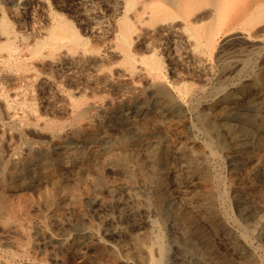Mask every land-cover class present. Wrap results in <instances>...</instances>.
<instances>
[{
  "label": "rangeland",
  "instance_id": "374dc122",
  "mask_svg": "<svg viewBox=\"0 0 264 264\" xmlns=\"http://www.w3.org/2000/svg\"><path fill=\"white\" fill-rule=\"evenodd\" d=\"M18 1L17 0H0V2H1L0 6L5 8L6 17L8 19H10L12 21V23H14L13 25L17 26L16 27L17 30L24 31V30H26L28 24L30 23V20H29V16H28L29 13L27 12L26 9L24 10L22 8L25 7V6H28L29 8H31V5L35 6V2H33V1L32 2H28L27 0H24V1L23 0H18ZM46 1L49 2V5L51 6V8L53 10L55 9V11H57V12H63L69 19H72V21H75V20L78 19L76 21V23L79 24V27L81 29H83V30H84V28H86V31H89L88 24L87 23L85 24V22L81 23L79 21V17H78L79 14L76 13L73 5H70L67 2L63 1V0H46ZM5 2H6V4H5ZM54 2H55V4H54ZM64 2H65V5H63ZM12 8L14 9V12H12L13 11ZM56 8H58V9H56ZM102 8L101 7H97V12H98L99 9H100L99 11L105 10L103 6H102ZM8 11L12 12V13H8ZM37 11L39 12V9ZM18 13H20L21 15H19ZM98 13H100V12H98ZM40 15L41 16L43 15V16L41 17ZM40 15L37 16V19L39 20L38 22H40V23H38L39 24L38 27H40L44 23V21H43L44 20V14L41 13ZM22 17H23V19H22ZM16 18H17V20H16ZM27 20H29V22ZM258 23L256 24V27H255L254 31L257 28V32L258 33L264 32L263 30H261L262 32H260V30H259L260 27L262 25H264L263 21L262 22L260 21L261 24L259 23L261 26ZM22 25L23 26L25 25V26L23 27ZM18 27H21V28H18ZM36 27H37V25H36ZM106 27L108 28V26H106ZM144 29L146 30V28H144ZM144 29H141L140 32H142V35H144V33H145V35L141 36L138 40H136L137 48L139 49V50L137 49V51H138L137 53L138 54L146 52V51L145 52L143 51V48L145 50V47H144V44H143L144 42H142L143 37H147V36L150 37V36L153 35V33L152 34H149V33L147 34V32ZM142 30L144 31V33H143ZM236 30L234 29V30L230 31L231 33H228V35L237 33ZM100 31H102V32H100ZM100 31H94V33L92 31V36L93 37L91 36V34H89V39L92 42V43L90 42L91 44H94L95 42L96 43L94 45L98 44V42L101 43V44H98L99 46L102 45V43H104V42H105L104 44H106V45L103 44V46H100V48L96 45L100 49L99 50L100 51L99 55L102 57V59H100V60L98 59V60H95V61H88V60H84L83 59L84 60L83 61L82 59L78 58L79 56H77V55H80V52L79 53L78 52L77 53L74 52L72 54L65 55V54H63V51H59V53H56L55 55H53L54 60H53V57H51L49 55H47V56L46 55H40V56H36V57L35 56H33V57L31 56V59L29 58L28 60H31L32 62L28 61V66H27L26 70L24 71V73L22 72V74H24V76H23L21 74V72H19V74H17L16 72H18V71L14 72L13 70H11L12 73H11V71L8 73L6 71V68H5L6 66L4 65V62H3V60H4L3 58L4 57H0V59L2 60V64H1V60H0V77H1L0 78V88L2 86L4 87V88L2 87V89H0V94L7 90L6 93H3V95L1 94V96H0V103H1L0 105L2 106V107L0 106V108H1L0 109V122H1L0 123V129L2 128L1 129L2 132L0 130V135L1 134L3 135V137H2V135L0 136V156H1L0 157V264H30V263L31 264H96V263L97 264H134V263L135 264H150L149 263V256L147 255L148 246L149 247L151 246L150 250H151V255L153 256V258H157L158 257V254H157V252H158L157 251V245L158 244H161L163 246V248L165 249V252H166L165 255L159 261L158 264H165V263H167V264H175V263L176 264H178V263L179 264H213L214 262L219 261V260L221 262H223L224 264L225 263L226 264H242V263L243 264H264V235L262 234V231L264 229V223L261 224L259 222H256V220L259 217L263 218L262 221H264V212L261 209H259V207H258V205H264V175L251 177L248 174L250 165L249 164H244V163H237V160L235 158H230L227 155V151L224 152L226 149L223 148L221 146V144L218 143V141L216 139H214L213 143H212V149L214 151H216V152H214L215 155L214 154L212 155L211 154L212 152L209 149V147H207V146H205L203 144V142H204L203 140H204L205 136H204V134L202 132H200L201 130L199 131L200 125H199V122H198V120L196 118L197 115H198V112H201V111L207 113L210 116L213 115V113L215 112V109L217 110L218 108H220L221 105L224 104V102H221V98L223 97V94H224V92L226 90L227 91H229V90L235 91L236 89H239L241 86H244L243 89L246 90V93H249L250 89H252V85L253 84L261 85L264 88V67H263L264 66V51H263L264 50V41H261L260 43L254 45V44H250L249 41H246V40L244 41L243 39H239V40H234L231 43L232 45L230 43H227V44L225 43L224 44L225 46H224L222 44V42L224 41V38H226V36L224 37L222 35H224L225 32H222V33L219 32L218 35H217L218 37L216 36V39H217L216 41H217L218 44L216 43L217 45L214 47V50H213V48L210 49L211 51L209 49H207L209 51V55L210 56L208 55L207 50H205V51L200 53L203 56V58H204V65H203V70L198 69L199 70L198 71L196 68L192 67V64L190 65L191 62L189 60L187 61V58H188L189 55L185 56L187 52H185L183 50V48L178 49V51H176L177 53H172V52H174V50L171 47H169L170 46V41L164 40L165 38L163 36H161V35L159 36L158 35L157 39H155L154 42L156 44L155 50L158 52V55L162 58V60H164L163 61L164 65L162 67V77H163V74H164L163 78L164 79L166 78L165 80L166 81L168 80V82H171L173 80L179 82V80L181 79L180 83H182V82H184L186 80L185 82L192 83L194 85V89L197 90V91L195 90L196 92L194 91L193 95H191V96L190 95L183 96L182 97V101H180V103H179L180 105L176 104L174 106L175 110L174 109H169V110H165V111H162V112H158V111H155V109L153 108L154 105L157 103L156 96L154 95V92L152 91L153 87L150 84H146L147 83V80H146L147 76H145V74L142 73L143 69H142L141 63L139 61H137L136 65L137 66L139 65V66L136 67V69H133V71L135 70L134 71L135 73L131 72V74H130V73L127 72L128 75H126L125 67H127V66L124 65L125 63H124L123 59H121L122 58L121 54L117 50H115L112 53L107 52V48L108 47H110V46L114 47V45H113L114 39L112 37V32L111 33H110V31L106 32L105 29L100 30ZM96 32H97V35H96ZM87 33H91V32L89 31ZM106 33H108V34H106ZM187 37H188V35L184 34V37H183L181 43L183 42V40H184V42H186L185 38H187ZM261 37H262V40H264V38H263L264 34L261 35ZM94 39H95V41H94ZM109 40L112 41V42H110ZM138 41H139V44H138ZM163 41L164 42L166 41L165 43H167L169 45L164 44ZM235 41L236 42L240 41L241 43L240 42L236 43ZM246 42H247V44H246ZM107 44H108V46H107ZM162 44H163V46H162ZM165 45H166V47L167 46L168 47L166 48ZM104 46H106V47H104ZM229 46H230V48H229ZM252 46H254V47H252ZM140 47L141 48L143 47V48L141 49ZM160 47L162 49H160ZM236 47H237V49H236ZM117 48L118 47L115 46V49H117ZM216 48L218 49V51H217ZM221 48H223L222 51L219 50ZM103 49L106 50V51H104ZM240 49L241 50L243 49V51H241ZM245 49H248L249 51L248 50L246 51ZM227 50H231V51L229 52ZM251 50H252L253 53L251 52ZM254 50H257V52L254 51ZM259 50H260V52H259ZM102 51H104L105 53L102 52ZM139 51H141V52H139ZM227 52H229V53H227ZM258 52H259V54H258ZM107 53H109V54H107ZM235 53L237 54V57H235L236 56ZM246 53H248V54L251 53V54L247 55ZM59 54H61V55H59ZM71 55H73L74 57L71 56ZM118 55H120L119 56L120 59L118 58ZM66 56H67V58H66ZM106 56H108V57H106ZM218 56H219V58H218ZM173 57H175V58H173ZM230 57H232V58H230ZM239 57H240L241 60L239 59ZM242 57L243 58L248 57L249 61H250L249 65L245 66L243 68V70L242 69L238 70V72H240V74L242 73L244 75V76L242 75V78L243 77L244 78L241 79L239 77V79H238L237 77H235L233 79V77H232L231 80L226 79L223 82V79H222L223 76L221 74L222 72H220L221 71L220 69H222V65L224 64L223 66L231 67L232 64L230 66H229V64L234 62L235 61L234 59H236V61H238V62H241L243 60ZM211 58H212V60H211ZM34 59H36V60H34ZM37 59H39V60H37ZM33 60H34V62L36 64L33 63ZM48 61L49 62L53 61V62L49 63ZM111 61H112V63H111ZM224 61H226V62H224ZM85 62L86 63L88 62L87 64H89V65H87ZM182 62H183V64H182ZM31 64L32 65L35 64V65L32 67ZM40 64H42V66ZM45 64H47V65H45ZM122 64L124 66H122ZM94 65H96V66L93 67ZM187 65H188V68L186 67ZM45 66H47V67L49 66L51 68H49V67L47 68ZM40 67H42V68H40ZM52 67H53V69H52ZM116 67H117L118 71L116 70ZM239 67H241V64L236 66L235 69L232 70V72H231V70L227 71L228 68H226L223 71H225L226 74H229L230 76H232V75H235L236 69L239 68ZM251 67H253V68H251ZM31 68H33L34 70L37 69V72L34 71ZM64 68L66 69V71L64 70ZM120 68H123L125 71L123 69L119 70ZM192 68L195 69V70H193ZM49 69H51L52 71L51 70L49 71ZM139 69H141V70H139ZM40 70H41V72H40ZM54 70H56V71H54ZM106 70H107V73H105ZM108 70H110V71L112 70L111 73L114 74V75L112 76V74L110 72H108ZM213 70H215V72H213ZM76 71H77V73H74ZM99 71H100V73H99ZM172 71L173 72L177 71V73H173ZM181 71H184V72H181ZM200 71L202 73H200ZM218 71L220 73H218ZM116 73H118V74H116ZM119 73L121 75H119ZM15 74L18 76V78H16V79H15V76H16ZM27 74L29 76H27ZM70 74H73V75H70ZM99 74H101L103 76V78L100 77L101 75H99ZM179 74H180V76H179ZM256 74H258V75H256ZM13 75H15L14 79H12ZM25 75L27 76L28 79L25 77ZM37 75H38L39 78L37 77ZM45 75H47V77ZM82 75H84V76H82ZM136 75L139 78L136 77ZM142 75H143V77H142ZM10 76H11V78H10ZM32 76L33 77L35 76V77L33 78ZM130 76H131L132 79L130 78ZM134 76L136 78H134ZM23 77L26 78V80ZM53 77H55V78H53ZM108 77H111V78H108ZM119 77H120V79H119ZM126 77H127L128 80L126 79ZM133 78H134V80H133ZM172 78H173V80H172ZM6 79L8 81L11 80L12 84H11V82L7 83L8 81L6 82ZM38 79H40V80H38ZM88 80L90 82H88ZM115 80L116 81L118 80V81L116 82ZM235 80H237V81H235ZM246 80H247V83H246ZM19 81H21V82L19 83ZM107 81H109V82H107ZM4 82H5L6 86H4L5 85ZM59 82H61L62 84L59 83ZM120 82H122V83H120ZM13 83H15V85ZM74 83H75V85H74ZM143 83H145V84H143ZM141 84H142V86H141ZM18 85L21 86V89H20V87ZM22 85L24 86V88H23ZM132 85L134 87H130ZM135 85H137V86H135ZM9 86L12 88V90H11V88ZM57 86H59V88ZM101 86H102V88H101ZM79 87H80V89L83 88V94H82V92H80L82 90L75 91V90L79 89ZM235 87H236V89H235ZM55 88H57V89H55ZM85 88H86V91H85ZM127 88H130L132 90L127 89ZM197 88H201L202 91L200 89H197ZM26 89H29V90L26 91ZM50 89H51V92H50ZM220 89L221 90L223 89V90L221 91ZM64 90H66L67 92L66 91L64 92ZM70 90L72 92H70ZM136 90L139 91V92H137ZM208 90H209V93L207 92ZM15 91H17V92H15ZM93 91L94 92L97 91L96 94H94V93L91 94L90 93V92H93ZM103 91H104V94H103ZM210 91H212V92H210ZM58 92H59V94H58ZM86 92L91 94V96L86 94ZM107 92H108L109 95L107 94ZM135 92H136V96H135ZM175 92H176L175 90H172V92L170 91V95L174 96L176 94ZM204 92H206V94ZM68 93L69 94L71 93L70 97L72 96L73 98H76V99L82 98L83 96H85V97H83L85 102H83L84 104L82 103L83 105L82 104L80 105L81 108L84 107L85 105H88V104L91 105L92 104L90 106V109L88 108L83 113L84 117H83V115L79 119H78V117L75 118L76 116L74 118L72 117V115L74 116L73 113L76 110H79L80 106H79L78 109H76V106H75V103L73 101V98L68 99L69 98V96H68L69 94ZM118 93H121V94L118 95ZM140 93H142V94L140 95ZM202 93L204 95H202ZM207 93H208V95H207ZM6 94H7L6 98L8 99V101L10 100L9 102L5 100V96L4 95H6ZM14 94H16L18 96H13ZM22 94L24 95L23 97H22ZM101 94H102V96H101ZM105 94H107L108 96L106 95L107 97H105ZM213 94H215V95L213 96ZM9 95H11V97ZM25 95L29 96L30 98H28V97L26 98ZM94 95H97L96 98H95ZM31 96H32V98H31ZM51 96H53V97H51ZM66 96H68V97H66ZM98 96L99 97L101 96V97L99 98ZM218 96H219V98H218ZM104 97H105V99H104ZM120 97H123V98H121V100H120ZM190 97H192V98L194 97V99H192V98L190 99ZM107 98H109L111 100H109ZM97 99L100 100V101L97 102L96 101ZM22 100H23V103H22ZM154 100H156V101H154ZM205 100H206V102H205ZM66 101H67V103H66ZM88 101H90L91 103L88 102ZM105 101L106 102L108 101L109 104H108V102L105 103ZM184 101H186L185 102L186 104L184 103ZM198 101H199V103H198ZM110 102H112L113 104L112 103L110 104ZM2 103L4 104V106H3ZM19 103H21V104H19ZM25 103H26V105H25ZM34 103L36 104V106H35ZM8 104H10V105H8ZM67 104H68V106H67ZM73 104H74V107H73ZM106 104H108V105H106ZM149 105H151V106H149ZM7 106H9V110L10 111L8 110ZM109 107H111V108H109ZM30 108H31V110H30ZM50 108H51V110H50ZM59 108H60V110H59ZM115 108H117V109H115ZM5 109H6V112H5ZM15 109H17V110L15 111ZM27 109H29V110H27ZM65 109H66V111H65ZM91 109H92V111H91ZM93 109H94V111H93ZM96 109H97V111H96ZM98 109H100V110H98ZM138 109H140V110H138ZM183 110L186 111V113ZM11 111H14L13 112V113H15V115L13 114L14 116L11 115V114H6V113H10ZM25 111H28V113L26 112V114H28L30 116L32 115V113L34 115L35 112H36V114H35V116L28 117V115L25 114ZM60 111H61V113H60ZM89 111H91V112L89 113ZM211 111H212V114H211ZM21 112H23V113H21ZM64 112H66V113H64ZM71 112H72V114H71ZM86 112H88L89 114L86 113ZM120 113H121V115H120ZM63 114H64V116H63ZM129 114L132 116V118H131V116ZM8 115L10 116L9 117L10 119L8 118ZM37 115H39V116H37ZM54 115H55V117H54ZM58 116H60V118H58ZM61 116L64 118L63 121H62V125L65 124L64 125L65 130L69 131V134L71 136H73V139H75L76 142L74 140L72 141L71 139L65 138V139L61 140L62 146H60L59 148L58 147H56V148L51 147L53 149H51V151L49 150L50 153L48 155L46 154L47 156L46 155H44V156H39V155L36 156L35 155L32 158V160L30 161V163L28 165H26L24 162H25L26 157L28 155L29 148L40 147V146L49 147V145H48L49 143L51 145L50 137H49V134H48L49 131H48V128L44 126V122L43 121L44 120H48V121H53L54 120L55 122L58 121L59 123H61V120H62ZM89 116H91L92 118L91 117L88 118ZM156 117L158 119H156ZM173 117H175V118H173ZM181 117H183V118H181ZM13 118L15 120H12ZM30 118H31L32 121L30 120ZM40 118H41V120H40ZM3 119H5V120L3 121ZM35 119L40 120V121L36 120V122L38 121L37 122L38 124L34 121ZM143 119L145 121H143ZM162 119H163L164 122H162ZM169 119H170V121H169ZM175 119H179V120H175ZM18 120H21V121L19 122ZM75 120H77L78 122L76 123ZM97 120H98V122H96ZM189 120H190V122H189ZM16 121H18V122H16ZM71 121H72V123H71ZM115 121H117V125L114 123ZM173 121L174 122L176 121V122L174 123ZM21 122H23V123H21ZM31 122H33L34 125ZM135 122H137V123H135ZM40 123H42V124H40ZM99 123H101V124H99ZM161 123L163 124V126H162ZM191 123L195 125V127L193 126L194 128L191 127V125H190ZM81 124H82V126H81ZM90 124L92 125V127H91ZM15 125H17V126L15 127ZM94 125L95 126L97 125V126L95 127ZM19 126H21L20 128H21L22 131L20 130ZM178 126H179V128H176ZM114 127H116V128H114ZM133 127H134V129H133ZM147 127H148V129H147ZM164 127H165V129H164ZM173 127L176 129L175 132H174L175 129ZM71 128H72V130H71ZM16 129H18V130H16ZM82 129H84L85 131L86 130L90 131L91 129H95L98 132H101L103 130L104 132H106L107 138H105L101 142L98 141L96 143L95 142H90L89 143V141H85V139L83 138V137H85V131L82 130ZM115 129H116V131H115ZM148 130H150V131H148ZM110 131H112V132H110ZM132 131L134 133H132ZM151 131H154V132H151ZM139 132H140V134H139ZM149 132L153 133V134H150ZM156 132H157V134H155ZM142 133H145L147 135H145V134L142 135ZM46 134H48V135H46ZM82 134H84V135H82ZM115 134H117V135H115ZM136 135H138V136L136 137ZM139 135H141L142 137H140ZM148 135H150V136H148ZM115 136L118 139H115ZM108 137H110V138L112 137L111 138L112 140L110 138H108ZM147 137H149V138H147ZM146 138H147V141L145 140ZM80 139L81 140L83 139V140L81 141ZM134 139H136V140L134 141ZM149 139H151V140H149ZM163 139H165V140H163ZM178 139H180V140L182 139L183 141L187 142L188 145H189V149L190 150H192L194 152H197L199 154L202 153L200 156L203 157L202 158L203 159V164H205V168H206V170L208 172L207 179L200 178V175L197 172H195V171H194L195 173L192 172L191 176H189L190 174L186 175L185 172L180 169V167H181L180 166V162L177 161L175 158L171 159V153L172 152L168 149V145H170L171 143H174ZM23 140H24V144L22 143ZM116 140H118V141H116ZM129 140H131V141L129 142ZM123 141H124V143H123ZM26 142H27V144H26ZM31 142H33V144ZM38 142H41V145ZM82 142H83V144H82ZM215 142H216V144H215ZM203 145L205 146V149H204ZM8 146H10V147H8ZM102 148H104V149H102ZM22 149H25V150L22 151ZM108 149H110V150H108ZM114 149H116V150H114ZM86 150H87V152H85ZM147 150H148V152H147ZM253 150L254 151L258 150L259 151V148H256V149L254 148ZM16 151L19 152V155L17 154ZM103 151H105V153ZM166 151H167V154L169 155V158L167 159L166 166L163 168V171L161 173H163V177H164V180H165V182L167 184L166 186H167L168 190H170V192L172 193V195H173V197L175 199L174 204L175 205L179 204L180 211L182 213L190 214L192 216L194 222L198 225V227L200 226L199 227L200 230L206 236L208 241L201 244V249L205 253L206 258H203V259L199 258L198 255H197V252H195L194 250L189 249L185 245L184 240H183V238L181 236V230H180L181 221L179 222L177 220H174V219H172V217H169L168 215L157 214V213L153 212V210L146 208L144 200L146 198L153 199L154 196H153V193L146 191V189L139 183L140 173H139V171L137 169V164L139 162H142V163L148 162V160L153 159V157H155L158 153H161V152L164 153ZM142 152H143V154H142ZM1 153H2V155L3 154H5V155L2 156ZM12 153L13 154L16 153L14 157H13ZM83 153L87 154V155H84ZM110 153H111V155L120 156L123 159V165L126 167V171H122L121 169H118L116 167L114 168V167H112L111 163H107V162H105L99 168V171H96V169L92 168L91 165L93 164V162H96V161H99L101 159H104V156L106 154H110ZM20 154H21V156H20ZM10 155H11V157H10ZM61 156H62V158H61ZM10 158H11V160H10ZM35 158L37 160H35ZM77 160L80 161V162H78ZM67 161H69V162H67ZM206 161H208V163ZM210 163H212V164H210ZM107 164L110 165V166H108ZM148 166L151 168L150 169L148 167L149 168L148 169V173H150L149 175H151V174L155 175V176L160 175V170H158V169H155V170L153 169L152 170V167L150 165H148ZM108 167L110 168L111 171L109 170ZM67 170H69V171L67 172ZM60 171H63V172H60ZM238 171H240L241 173L239 174ZM74 172L76 174L78 173L77 174L78 176H76V174ZM85 172H86V174H85ZM172 172H174V173H172ZM68 173H70L72 175H70ZM222 173H224V175ZM5 174H7V176ZM170 174H172V175H170ZM168 175H170V176H168ZM45 176H46V178H45ZM69 176H70V178H69ZM224 176H225V179H224ZM30 177H32V178H30ZM85 177H86V181L87 182L85 181ZM94 177H99V180H98V182L96 184H92L91 183V179H93ZM106 177H107V179H106ZM5 178H6V180H5ZM169 178H171V179H169ZM105 179L106 180L110 179V180H108V182H107ZM237 179H238V181H236ZM36 180L39 181V182L37 183ZM115 180H117L118 182L115 183L116 182ZM119 180H122V181L119 182ZM53 181H54V183H53ZM134 181L136 183H134ZM167 181H169V182H167ZM222 181L224 182L225 185L223 184ZM234 182H239V183L241 182L240 186L245 191H248L253 198L252 199L251 198H246V199H243V200L236 199L234 197V193H233ZM81 183H82V185H81ZM112 183H114V184H112ZM134 184H136V185H134ZM173 184H175V185H173ZM200 186H203V187H200ZM213 186L215 187V189L213 188ZM257 186L260 189L257 188ZM171 187H173V189H171ZM209 187L214 190V196H215L214 201H215L216 208L218 209L217 218L214 219V222H210L211 219H208L205 216H202L201 212L198 211L197 208H196L195 193H198L199 191H203V190H205L206 188H209ZM139 188H142V189H139ZM223 188H224V190L226 192L223 190ZM63 190H64V192H62ZM107 190H108V192H107ZM188 190H190V191H188ZM250 190H252V191H250ZM180 191H181V193H182V191H184V192L181 194ZM161 192H163V190H161ZM173 192H174V194H173ZM185 192L187 193V195H186ZM192 192H194V193H192ZM39 193H40V195H39ZM104 194H106V196ZM216 194H217V196H216ZM189 195H190V197H189ZM90 196H95V197H97V199L95 201H90L89 200ZM47 197H49V200H46ZM262 198H263V201H262ZM185 199H186V201L188 203L185 201ZM260 200H261V202H260ZM218 202H219V204H218ZM249 202H253V203H249ZM82 203L85 205V207H84V205ZM225 203H227V204H225ZM241 203H242V205H241ZM16 204L20 208L17 209ZM118 204H119V206H118ZM185 204H187V205H185ZM49 206H51V207H49ZM122 207H124V208H122ZM229 207H232V208H229ZM250 207H252L253 209L250 208ZM242 208H244V209H242ZM232 209H233L234 212L232 211ZM89 210H91V211H89ZM6 212H8V213H6ZM21 213H23L24 216ZM257 213H258V215H255ZM250 214L252 216H249ZM128 215H130V216H128ZM196 215H198V216H196ZM229 215L231 217H229ZM18 216L20 218H18ZM148 216H149V218H148ZM201 217H203V218H201ZM24 218H26V219H24ZM27 218H29V219H27ZM93 218H94V220H93ZM23 219L26 221L25 223H24ZM225 219H226V221H225ZM27 220H29V221H27ZM107 220H108V222H110V224L107 223ZM172 220H174V221L172 222ZM197 220L200 221V222H197ZM230 220H231V223H230ZM238 220H239V223H238ZM250 220L252 222H254V223L250 222ZM26 223H28L30 226L28 224H26ZM235 223H236V225H235ZM25 224L28 227L27 226L25 227ZM97 224H98V226H97ZM8 225H11V226H8ZM19 225L22 227V229H21V227ZM150 225H151V229H150ZM173 225H174V227H173ZM134 226H135V228H134ZM251 226H254V227H251ZM34 227H36V229ZM88 227H90V228H88ZM19 230L21 232H19ZM16 232L20 233V234H17ZM37 233H39V234H37ZM223 233H224V236H222ZM23 234L25 236H23ZM70 234H71V236H70ZM171 234L174 237H172ZM246 234L249 235V236L247 235L249 238L246 236ZM114 235L117 236V237H115ZM240 236L242 237V239H241ZM55 237H57V238H55ZM179 237H180V239H179ZM193 237H194L195 241H199V237H198L197 234H193ZM52 238H53V240H52ZM122 238H124V239H122ZM135 238H140L141 246H136L134 244L133 240ZM243 239H244V241H243ZM171 240H172V242H170ZM174 240H175V242H174ZM231 240H234V241H236L238 243V247L237 248H235L234 245L232 244V242H230ZM180 241H182V242H180ZM241 241H242V243H241ZM85 242L87 244H85ZM90 243H91V245H90ZM104 244L106 246H104ZM128 244H129V246H128ZM172 244H173V246H172ZM175 244H176V246H175ZM35 246H37V247H35ZM131 248L133 249V251H132ZM107 249H108V251H107ZM153 249H154V251H153ZM22 250L24 251V253L22 252ZM98 250L100 251V254H99ZM20 251H21V253H20ZM94 251L97 254H94ZM32 252H33V254H32ZM85 252H87V253H85ZM88 253H90V254H88ZM119 253H120V255H119ZM82 254H84V255H82ZM13 255H14V257H13ZM22 255H23V257H21ZM116 255H117V257H116ZM8 256H9V258H8ZM17 256L18 257L20 256V257L18 258ZM86 256H87V259H86ZM92 256H94L95 258L97 257L98 260L95 259ZM133 256H134V258H133ZM136 256H137V258H136ZM187 257H188V259H187ZM239 257H241L242 260H240L241 258H239ZM27 258H28L29 261L27 260ZM224 259H226L225 262H224ZM227 260H230L231 262L227 261Z\"/></svg>",
  "mask_w": 264,
  "mask_h": 264
},
{
  "label": "bare ground",
  "instance_id": "6f19581e",
  "mask_svg": "<svg viewBox=\"0 0 264 264\" xmlns=\"http://www.w3.org/2000/svg\"><path fill=\"white\" fill-rule=\"evenodd\" d=\"M18 1V0H17ZM24 1V0H23ZM22 1V2H23ZM28 2H35V6H32L31 5V8H29L28 6H25L23 7L22 9H26L27 12L29 13V20H30V23L28 24L26 30L24 31H20V30H17V26L13 25L14 23H12V21L10 19H8L5 15V8L0 6V57H4L3 59V62H4V65L6 66V71L9 73L11 70H13L14 72L15 71H18L16 72L17 74H19V72H22L24 73V71L26 70L27 66H28V61H31V60H28L29 58L31 59V56H40V55H49L51 57H53V55H55L56 53H59V51H63V54L65 55H69V54H72V53H79L80 52V55H77L79 56L78 58L79 59H84V60H88V61H95V60H100L102 59V57L99 55V48L100 46H103V44L105 43H102V45H98V44H101L99 43L98 41V44L94 45V44H91L92 42L90 41L89 39V34H91L92 36V31L94 33V31H100V30H103L105 29V31H110V33L112 32V37L114 39V47H108L107 48V52H114L115 50H117L122 58L123 61H124V65H126L127 67H125V70H126V75H128V73L131 74L132 73H135L133 71V69H136V67H138L136 65L137 61H139L141 63V66H142V69H143V72L145 74V76H147V83L146 84H150L152 87H153V92H154V95L156 96V99H157V103L154 105V109L155 111H158V112H162V111H165V110H169V109H174L175 105L179 104L180 101H182V97L185 96V95H193L194 91L196 89H194V85L192 83H189V82H182L180 83L181 79L179 80V82L177 81H174L173 78L171 82H168V80L166 81L163 77H164V74H163V77H162V67H163V61L162 58L158 55V52L155 50L156 48V44L154 42L155 39H157L158 35L160 36H163L165 39L164 40H167V41H170V46L174 52L172 53H177L176 51H178V49L180 48H183V50L186 53L185 56H188L187 58V61L189 60L191 63L190 65L192 64V67L193 68H196L197 70L200 69V70H203V65H204V58L203 56L200 54L201 52L207 50V49H212L214 50V47L218 44L217 43V39H216V36L218 35V33H222V32H225L224 35L222 36H226V38H224V41L222 42V44L224 45L225 43H232L234 40H239V39H243L244 41H249L250 44H258L260 43L261 41H264L262 40V37L261 35L264 34V32H262L261 30L264 31V25H260V21L264 23V0H63L65 2H67L68 4L70 5H73L75 11L77 14H79V21L82 23V22H85V24L87 23L88 24V29L91 33H87L89 31H86V28L81 29L79 27V24L76 23V21L78 20H75V21H72V19H69L63 12H57L55 11V9L53 10L51 8V6L49 5V2L46 1V0H27ZM2 2V1H1ZM0 2V3H1ZM10 2V1H9ZM19 2V1H18ZM44 2V3H43ZM61 2V1H60ZM65 2L63 5H65ZM4 3V2H3ZM53 3V2H52ZM57 3V2H56ZM6 4V2H5ZM55 4V2H54ZM2 5V4H1ZM4 5V4H3ZM19 5V4H18ZM23 5V4H22ZM6 6V5H5ZM13 6V5H12ZM15 6V5H14ZM54 6V5H53ZM69 6V5H68ZM102 6L104 7L105 10L103 11H99L100 13L97 12V7H101ZM60 7V6H59ZM65 7V6H64ZM8 8V7H7ZM29 8V9H28ZM13 9V8H12ZM39 9V12L37 11ZM58 9V8H56ZM72 9V8H71ZM103 9V8H102ZM18 10V9H17ZM63 10V9H62ZM16 11V10H15ZM14 12V9L13 11ZM12 12H9L8 13H12ZM19 12V11H18ZM7 13V12H6ZM25 13V12H24ZM41 13L44 14V23L43 25H41L40 27L38 23L39 20L37 19V16L40 15ZM72 13V12H71ZM74 13V12H73ZM16 14V13H15ZM19 15H21L20 13H18ZM17 14V15H18ZM12 15V14H11ZM16 15V16H17ZM27 15V14H26ZM41 16V15H40ZM43 16V15H42ZM41 16V17H42ZM70 16V15H69ZM72 16V15H71ZM21 17V16H20ZM27 18V17H26ZM39 18V17H38ZM19 19V18H18ZM23 19V17H22ZM76 19V18H75ZM17 20V18H16ZM29 20H27L29 22ZM20 21V20H19ZM21 22V21H20ZM79 22V23H80ZM260 24H259V23ZM27 23V22H26ZM80 23V24H81ZM259 24L261 27H260V32L262 33H258L257 32V28L256 30L254 31L255 27H256V24ZM18 24V23H17ZM16 24V25H17ZM109 24V25H108ZM20 25V24H19ZM27 25V24H26ZM37 25V27H36ZM21 26V25H20ZM23 26V25H22ZM25 26V25H24ZM23 26V27H24ZM108 26V28L106 27ZM86 27V26H85ZM18 28H21V27H18ZM83 28V27H82ZM146 28V30L144 29ZM141 29H144L147 34H152L153 33V37L150 36V37H143V40L142 42H144V47H145V50L143 48V51L145 53H137V43H136V40H138L141 36H144L142 35V32ZM236 30L237 33L235 34H229L228 33H231L230 31L232 30ZM258 30V31H259ZM102 32V31H100ZM105 33V32H104ZM103 33V34H104ZM99 34V33H98ZM108 34V33H106ZM146 34V35H147ZM184 34H187L188 37L185 38L186 42H183L185 43H181L183 37H184ZM96 35H97V32H96ZM101 35V34H100ZM105 35V34H104ZM221 36V37H222ZM93 37V36H92ZM96 37V36H95ZM100 37V36H99ZM98 37V38H99ZM108 37V36H107ZM186 37V36H185ZM218 37V36H217ZM101 38V37H100ZM264 38V37H263ZM109 39V38H108ZM163 39V38H162ZM102 40V39H101ZM141 40V39H140ZM139 40V41H140ZM95 41V39H94ZM93 41V42H94ZM110 41V40H109ZM139 41H138V44H139ZM162 41V40H161ZM160 41V42H161ZM221 41V40H220ZM242 41V40H241ZM91 42V43H90ZM112 42V41H110ZM164 42V41H163ZM166 42V41H165ZM166 45H169L167 43H165ZM236 42V41H235ZM240 42V41H238ZM236 42V43H238ZM107 43V42H106ZM217 43V44H216ZM241 43V42H240ZM239 43V44H240ZM244 43V42H243ZM221 44V43H220ZM221 44V45H222ZM247 44V42H246ZM106 45V44H104ZM110 45V44H109ZM165 45V47H166ZM220 45V46H221ZM232 45V44H231ZM236 45V44H235ZM234 45V46H235ZM260 45V44H259ZM108 46V44H107ZM115 46L118 47L117 49H115ZM142 46V45H141ZM159 46V45H158ZM163 46V44H162ZM225 46V45H224ZM227 46V45H226ZM258 46V45H257ZM106 47V46H104ZM168 47V46H167ZM166 47V48H167ZM218 47V46H217ZM247 47V46H246ZM254 47V46H252ZM141 48V47H140ZM141 48V49H142ZM225 48V47H224ZM228 48V47H227ZM230 48V46H229ZM233 48V47H232ZM235 48V47H234ZM240 48V47H239ZM102 49V48H101ZM160 49H162L160 47ZM159 49V50H160ZM217 49V48H216ZM223 48L219 49L220 51H222ZM237 49V47H236ZM259 49V48H258ZM104 50V49H103ZM139 50V49H138ZM212 50V51H213ZM241 50V49H240ZM246 51L248 49H245ZM244 50V51H245ZM263 50V49H262ZM261 50V51H262ZM106 51V50H104ZM102 51V52H104ZM169 51V50H168ZM181 51V50H180ZM183 51V52H184ZM211 51V50H210ZM218 51V49H217ZM216 51V52H217ZM227 51H231V50H227ZM234 51V50H233ZM243 51V49L241 50ZM249 51V50H248ZM257 52V50H254ZM264 51V50H263ZM141 52V51H139ZM161 52V51H160ZM166 52V51H165ZM208 52V55H209V51L207 50ZM227 52V53H229ZM237 52V51H236ZM252 52V50H251ZM255 52V53H256ZM260 52V50H259ZM258 52V54H259ZM105 53V52H104ZM137 53V54H136ZM211 53V52H210ZM213 53V52H212ZM219 53V52H218ZM234 53V52H233ZM253 53V52H252ZM101 54V53H100ZM109 54V53H107ZM106 54V55H107ZM170 54V53H169ZM236 54V53H235ZM234 54V55H235ZM247 55H250L248 53H246ZM61 55V54H59ZM75 55V54H74ZM115 55V54H114ZM173 55V54H172ZM223 55V54H222ZM231 55V54H230ZM23 56V57H22ZM45 56V57H46ZM48 56V57H49ZM58 56V55H57ZM73 56V55H71ZM110 56V55H109ZM120 55H118V58H119ZM175 56V55H174ZM178 56V55H177ZM210 56V55H209ZM217 56V55H216ZM215 56V57H216ZM220 56V55H219ZM218 56V58H219ZM253 56V55H252ZM50 57V58H51ZM56 57V56H55ZM59 57V56H58ZM69 57V56H68ZM74 57V56H73ZM108 57V56H106ZM179 57V56H178ZM206 57V56H205ZM237 57V54L236 56ZM63 58V57H62ZM67 58V56H66ZM175 58V57H173ZM180 58V57H179ZM210 58V57H209ZM217 58V59H218ZM232 58V57H230ZM243 58V57H242ZM52 59V58H51ZM64 59V58H63ZM107 59V58H106ZM120 59V58H119ZM182 59V58H181ZM227 59V58H226ZM229 59V58H228ZM240 59V57H239ZM1 60V59H0ZM36 60V59H34ZM33 60V63H35ZM39 60V59H37ZM43 60V59H42ZM47 60V59H46ZM49 60V59H48ZM53 60H54V57H53ZM56 60V59H55ZM76 60V59H75ZM83 60V61H84ZM110 60V59H109ZM172 60V59H171ZM212 60V58H211ZM224 60V59H223ZM230 60V59H229ZM228 60V61H229ZM235 61L230 63L229 66L231 65V67H226V66H223L222 65V69H220L222 72V76H223V82L224 80L228 79V80H231V78L233 77V79L235 77H237L239 79V77L241 79L242 78V73L240 74V72H238L239 69H242L245 67V66H248L249 65V58L246 57V58H243V60L241 62H238L236 61V59H234ZM238 60V59H237ZM241 60V59H240ZM80 61V60H79ZM108 61V60H107ZM179 61V60H178ZM32 62V61H31ZM37 62V61H36ZM39 62V61H38ZM49 62V61H48ZM51 62V61H50ZM49 62V63H50ZM53 62V61H52ZM51 62V63H52ZM78 62V61H77ZM115 62V61H114ZM113 62V63H114ZM167 62V61H166ZM181 62V61H180ZM214 62V61H213ZM216 62V61H215ZM226 62V61H224ZM42 63V62H41ZM62 63V62H61ZM64 63V62H63ZM66 63V62H65ZM81 63V62H80ZM83 63V62H82ZM86 63V62H85ZM88 63V62H87ZM86 63V64H87ZM92 63V62H91ZM106 63V62H105ZM112 63V61H111ZM221 63V62H220ZM229 63V62H228ZM1 64H2V60H1ZM36 64V63H35ZM34 64V65H35ZM43 64V63H42ZM42 64H40L42 66ZM94 64V63H93ZM92 64V65H93ZM139 64V63H138ZM183 64V62H182ZM241 64V67L237 68L236 69V73L235 75H232L230 76L229 74H226L225 70L226 68L227 71H230L232 72V70L235 69L236 66L240 65ZM253 64V63H252ZM30 65V64H29ZM32 65V64H31ZM32 65V67L34 66ZM47 65V64H45ZM72 65V64H71ZM89 65V64H87ZM91 65V64H90ZM122 64V66H124ZM207 65V64H206ZM211 65V64H210ZM226 65V64H225ZM56 66V65H55ZM83 66V65H82ZM96 65H94L93 67H95ZM121 66V67H122ZM217 66V65H216ZM2 67V66H1ZM47 67V66H45ZM49 67V66H48ZM47 67V68H48ZM54 67V66H53ZM52 67V69H53ZM118 67V66H117ZM117 67H116V70H117ZM188 68V65L186 66ZM191 67V66H190ZM189 67V68H190ZM264 67V66H263ZM42 68V67H40ZM51 68V67H49ZM69 68V67H68ZM67 68V69H68ZM79 68V67H78ZM83 68V67H82ZM91 68V67H90ZM192 68V69H193ZM206 68V67H205ZM217 68V67H216ZM253 68V67H251ZM33 69V68H31ZM39 69V68H38ZM74 69V68H73ZM107 69V68H106ZM123 68H120L119 70H121ZM167 69V68H166ZM191 69V70H192ZM34 70V69H33ZM51 69H49L50 71ZM61 70V69H60ZM59 70V71H60ZM64 70L66 71V69L64 68ZM63 70V71H64ZM79 70V69H78ZM77 70V71H78ZM85 70V69H84ZM113 70V69H112ZM111 70V71H112ZM115 70V71H116ZM124 70V69H123ZM124 70V71H125ZM141 70V69H139ZM176 70V69H175ZM190 70V71H191ZM195 70V69H193ZM4 71V70H3ZM37 72V69L34 70ZM52 71V70H51ZM56 71V70H54ZM69 71V70H68ZM74 72V73H77ZM81 71V70H80ZM83 71V70H82ZM88 71V70H87ZM110 70H108V72L111 73ZM118 71V70H117ZM168 71V70H167ZM199 71V70H198ZM208 71V70H207ZM210 71V70H209ZM5 72V71H4ZM29 72V71H28ZM41 72V70H40ZM39 72V73H40ZM48 72V71H47ZM114 72V71H113ZM128 72V73H127ZM139 72V71H138ZM173 72V71H172ZM181 72H184V71H181ZM189 72V71H188ZM213 72H215V70H213ZM218 71V73H220ZM248 72V71H247ZM2 73V72H1ZM12 73V71H11ZM82 73V72H81ZM84 73V72H83ZM100 73V71H99ZM103 73V72H102ZM101 73V74H102ZM107 73V70L106 72ZM140 73V72H139ZM173 73H177V71L173 72ZM200 73H202L200 71ZM217 73V74H218ZM246 73V72H245ZM32 74V73H31ZM48 74V73H47ZM50 74V73H49ZM57 74V73H56ZM89 74V73H88ZM97 74V73H96ZM99 74V75H101ZM109 74V73H108ZM112 74V73H111ZM118 74V73H116ZM115 74V75H116ZM123 74V73H122ZM141 74V73H140ZM169 74V73H168ZM167 74V75H168ZM172 74V73H171ZM197 74V73H196ZM233 74V73H232ZM263 74V73H262ZM2 75V74H1ZM16 75V74H15ZM13 75V78L14 79V76ZM24 76V74H22ZM34 75V74H33ZM42 75V74H41ZM54 75V74H53ZM70 75H73V74H70ZM78 75V74H77ZM85 75V74H84ZM82 75V76H84ZM90 75V74H89ZM88 75V76H89ZM106 75V74H105ZM114 74H112L113 76ZM119 75H121L119 73ZM125 75V76H126ZM135 75V74H134ZM139 75V74H138ZM176 75V74H175ZM178 75V74H177ZM192 75V74H191ZM215 75V74H214ZM258 75V74H256ZM17 76V75H16ZM15 76V79L18 78V76L16 77ZM27 76H29L27 74ZM27 76L25 75V77L27 78ZM31 76V75H30ZM43 76V75H42ZM47 77V75H45ZM91 76V75H90ZM124 76V77H125ZM140 76V75H139ZM180 76V74H179ZM178 76V77H179ZM213 76V75H212ZM244 76V75H243ZM248 76V75H247ZM246 76V77H247ZM7 77V76H6ZM22 77V76H21ZM33 77V76H32ZM35 77V76H34ZM33 77V78H34ZM38 77V75H37ZM86 77V76H85ZM99 77V76H98ZM100 77L103 78V76L101 75ZM136 77H138L136 75ZM134 76V78H136ZM143 77V75H142ZM172 77V76H171ZM174 77V76H173ZM251 77V76H250ZM1 78V77H0ZM11 78V76H10ZM24 78V77H23ZM26 78H24L26 80ZM39 78V77H38ZM43 78V77H42ZM41 78V79H42ZM55 78V77H53ZM59 78V77H58ZM108 78H111V77H108ZM113 78V77H112ZM118 78V77H117ZM131 78V76H130ZM129 78V79H130ZM133 78V80H134ZM139 78V77H138ZM141 78V77H140ZM208 78V77H207ZM217 78V77H216ZM8 79V78H7ZM6 79V82L8 81ZM20 79V78H19ZM22 79V78H21ZM28 79V78H27ZM32 79V78H31ZM30 79V80H31ZM45 79V78H44ZM52 79V78H51ZM70 79V78H69ZM84 79V78H83ZM90 79V78H89ZM96 79V78H95ZM94 79V80H95ZM120 79V77H119ZM127 79V77H126ZM132 79V78H131ZM177 79V78H176ZM24 80V81H25ZM29 80V81H30ZM40 80V79H38ZM110 80V79H109ZM114 80V79H113ZM128 80V79H127ZM126 80V81H127ZM171 80V79H170ZM251 80V79H250ZM4 81V80H3ZM17 81V80H16ZM33 81V80H32ZM31 81V82H32ZM50 81V80H49ZM57 81V80H56ZM55 81V82H56ZM116 81V80H115ZM118 81V80H117ZM116 81V82H117ZM123 81V80H122ZM125 81V80H124ZM131 81V80H130ZM234 81V80H233ZM237 81V80H235ZM2 82V81H1ZM11 82L8 81L7 83ZM14 82V81H13ZM21 81H19L20 83ZM48 82V81H47ZM88 82H90L88 80ZM98 82V81H97ZM109 82V81H107ZM129 82V81H128ZM127 82V83H128ZM146 82V81H145ZM218 82V81H217ZM222 82V83H223ZM229 82V81H228ZM232 82V81H231ZM245 82V81H244ZM3 83V82H2ZM24 83V82H23ZM27 83V82H26ZM25 83V84H26ZM30 83V82H29ZM57 83V82H56ZM61 83V82H59ZM65 83V82H64ZM106 83V82H105ZM122 83V82H120ZM124 83V82H123ZM135 83V82H134ZM233 83V82H232ZM238 83V82H237ZM246 83H247V80H246ZM5 84V82H4ZM12 84V82H11ZM15 85V83H13ZM24 84V85H25ZM41 84V83H40ZM62 84V83H61ZM71 84V83H70ZM79 84V83H78ZM101 84V83H100ZM108 84V83H107ZM145 84V83H143ZM226 84V83H225ZM234 84V83H233ZM30 85V84H29ZM64 85V84H63ZM75 85V83H74ZM80 85V84H79ZM93 85V84H92ZM91 85V86H92ZM97 85V84H96ZM103 85V84H102ZM134 85V84H133ZM130 86V87H134V86ZM6 86V84L4 85ZM19 86V85H18ZM23 86V85H22ZM50 86V85H49ZM88 86V85H87ZM90 86V87H91ZM100 86V85H99ZM105 86V85H104ZM137 86V85H135ZM139 86V85H138ZM142 86V84H141ZM205 86V85H204ZM219 86V85H218ZM222 86V85H221ZM228 86V85H227ZM3 87V86H2ZM2 87L0 89H2ZM10 87V86H9ZM20 89H21V86H19ZM59 88V86H57ZM63 87V86H62ZM61 87V88H62ZM110 87V86H109ZM117 87V86H116ZM150 87V86H149ZM198 87V86H197ZM201 87V86H200ZM206 87V86H205ZM225 87V86H224ZM4 88V87H3ZM11 88V87H10ZM24 88V86H23ZM52 88V87H51ZM69 88V87H68ZM74 88V87H73ZM76 88V87H75ZM102 88V86H101ZM100 88V89H101ZM138 88V87H137ZM136 88V89H137ZM140 88V87H139ZM148 88V87H147ZM202 88V87H201ZM201 88H197V89H200L202 91ZM244 86H241L239 89H236L235 87V91L233 90H229V91H225L224 94H223V97L221 98V102H224L223 105L220 106V108H218L217 110L215 109V112L213 113V115H208L207 113L201 111V112H198V115H197V120L199 122V131L202 132L205 136L204 138V142L203 144L207 147H209V149L211 150V154L213 155L214 151L212 149V143H213V140L216 139L218 141V143L221 144V146L223 148H225L226 150L224 152L227 151V155L230 157V158H235L237 160V163H244V164H249L250 167H249V171H248V174L251 176V177H256V176H262L264 175V88L261 86V85H258V84H253L252 85V89H250L249 93H246V90L243 89ZM6 89V88H5ZM15 89V88H14ZM13 89V90H14ZM17 89V88H16ZM57 89V88H55ZM89 89V88H88ZM114 89V88H113ZM116 89V88H115ZM126 89V88H125ZM124 89V90H125ZM127 89H130V88H127ZM143 89V88H142ZM248 89V88H247ZM12 90V88H11ZM29 90V89H26V91ZM59 90V89H58ZM78 90H82L80 92H82L83 94V88L80 89H77L75 91H78ZM110 90V89H109ZM132 90V89H130ZM141 90V89H140ZM144 90V89H143ZM172 90H175L176 94L174 96L170 95V91L172 92ZM207 90V89H206ZM221 90V89H220ZM223 90V89H222ZM221 90V91H222ZM7 91V90H6ZM3 92V93H6ZM25 91V92H26ZM66 90H64L65 92ZM74 91V92H75ZM85 91H86V88H85ZM101 91V90H100ZM121 91V90H120ZM119 91V92H120ZM127 91V90H126ZM137 91V90H136ZM145 91V90H144ZM197 91V90H196ZM195 91V92H196ZM199 91V90H198ZM218 91V90H217ZM9 92V91H8ZM12 92V91H11ZM17 92V91H15ZM22 92V91H21ZM50 92H51V89H50ZM49 92V93H50ZM63 92V93H64ZM67 92V91H66ZM70 92H72L70 90ZM97 92V91H96ZM96 92H90L91 94H96ZM128 92V91H127ZM139 92V91H137ZM147 92V91H146ZM145 92V93H146ZM209 93V90L207 91ZM212 92V91H210ZM219 92V91H218ZM3 93H1L3 95ZM19 93V92H18ZM17 93V94H18ZM23 93V92H22ZM54 93V92H53ZM99 93V92H98ZM101 93V92H100ZM106 93V92H105ZM144 93V94H145ZM151 93V92H150ZM199 93V92H198ZM206 94V92H204ZM207 93V95H208ZM216 93V92H215ZM0 94V96H1ZM13 94V93H12ZM59 94V92H58ZM62 94V93H61ZM69 94V93H68ZM71 94V93H70ZM70 94L68 95L69 98H73L72 96L70 97ZM75 94V93H74ZM86 94L90 95L89 93L86 92ZM103 94H104V91H103ZM108 94V92H107ZM105 94V97H107L108 95ZM117 94V93H116ZM121 94V93H118V95ZM134 94V93H133ZM132 94V95H133ZM142 93H140L141 95ZM152 94V93H151ZM197 94V93H196ZM217 94V93H216ZM19 95V94H18ZM16 94H14L13 96H18ZM29 95V94H28ZM31 95V94H30ZM63 95V94H62ZM67 95V94H66ZM73 95V94H72ZM78 95V94H77ZM80 95V94H79ZM107 95V96H106ZM124 95V94H123ZM130 95V94H129ZM138 95V94H137ZM153 95V96H154ZM200 95V94H199ZM202 95H204L202 93ZM215 94H213L214 96ZM221 95V94H220ZM5 96V100L8 101V99L6 98L7 97V94L4 95ZM11 97V95H9ZM12 96V97H13ZM20 96V95H19ZM24 95L22 94V97ZM26 96V95H25ZM55 96V95H54ZM66 96V97H68ZM74 96V95H73ZM83 96V95H82ZM89 96V97H90ZM95 98L97 95H94ZM102 96V94H101ZM100 96V97H101ZM122 96V95H121ZM135 96H136V92H135ZM30 98L29 96H26V98ZM53 97V96H51ZM64 97V96H63ZM85 97V96H83ZM82 98H73V101L75 103V106H76V109L79 108V106L85 102L84 99ZM87 97V96H86ZM99 97V96H98ZM99 97V98H100ZM104 97V99H105ZM119 97V96H118ZM145 97V96H144ZM150 97V96H149ZM187 97V96H186ZM197 97V96H196ZM221 97V96H220ZM14 98V97H13ZM32 98V96H31ZM61 98V97H60ZM93 98V97H92ZM94 98V99H95ZM113 98V97H112ZM115 98V97H114ZM117 98V97H116ZM121 98L123 97H120V100ZM147 98V97H146ZM192 97H190L191 99ZM202 98V97H201ZM207 98V97H206ZM217 98V97H216ZM219 98V96H218ZM16 99V98H15ZM20 99V98H19ZM24 99V98H23ZM67 99V98H66ZM93 99V100H94ZM109 99V98H107ZM118 99V98H117ZM116 99V100H117ZM129 99V98H128ZM136 99V98H135ZM184 99V98H183ZM194 99V97L192 98ZM198 99V98H197ZM13 100V99H12ZM27 100V99H26ZM60 100V99H59ZM91 100V99H90ZM111 100V99H109ZM130 100V99H129ZM143 100V99H142ZM185 100V99H184ZM196 100V99H195ZM204 100V99H203ZM10 101V100H9ZM8 101V102H9ZM28 101V100H27ZM30 101V100H29ZM33 101V100H32ZM61 101V100H60ZM69 101V100H68ZM72 101V102H73ZM97 102L100 101V100H96ZM156 101V100H154ZM194 101V100H193ZM217 101V100H216ZM62 102V101H61ZM60 102V103H61ZM90 102V101H88ZM108 102V101H107ZM105 101V103H107ZM113 102V101H112ZM110 102V104L112 103ZM118 102V101H117ZM116 102V103H117ZM186 101H184L185 103ZM206 102V100H205ZM13 103V102H12ZM22 103H23V100H22ZM67 103V101H66ZM91 103V102H90ZM101 103V102H100ZM130 103V102H129ZM142 103V102H141ZM149 103V102H148ZM147 103V104H148ZM155 103V102H154ZM191 103V102H190ZM199 103V101H198ZM1 104V103H0ZM3 104V103H2ZM21 104V103H19ZM28 104V103H27ZM35 104V103H34ZM70 104V103H69ZM84 104V103H83ZM82 104V105H83ZM86 104V103H85ZM88 104V103H87ZM103 104V103H102ZM109 104V102H108ZM106 104V105H108ZM113 104V103H112ZM139 104V103H138ZM146 104V105H147ZM150 104V103H149ZM186 104V103H185ZM189 104V103H188ZM10 105V104H8ZM24 105V104H23ZM22 105V106H23ZM26 105V103H25ZM92 105V104H91ZM90 104L88 105H85L84 107L79 108V110H76L73 114L74 116L72 115V117L74 118H77L78 119L83 115V113L89 108L90 109ZM98 105V104H97ZM104 105V104H103ZM105 105V106H106ZM116 105V104H115ZM180 105V104H179ZM1 106V105H0ZM4 106V104H3ZM33 106V105H32ZM36 106V104H35ZM52 106V105H51ZM54 106V105H53ZM56 106V105H55ZM68 106V104H67ZM72 106V105H71ZM78 106V107H77ZM94 106V105H93ZM102 106V105H101ZM135 106V105H134ZM144 106V105H143ZM151 106V105H149ZM194 106V105H193ZM2 107V106H1ZM11 107V106H10ZM16 107V106H15ZM24 107V106H23ZM22 107V108H23ZM29 107V106H28ZM31 107V106H30ZM73 107H74V104H73ZM104 107V106H103ZM127 107V106H126ZM138 107V106H137ZM177 107V106H176ZM185 107V106H184ZM195 107V106H194ZM5 108V107H4ZM8 110H9V106H7ZM20 108V107H19ZM53 108V107H52ZM55 108V107H54ZM72 108V107H71ZM94 108V107H93ZM99 108V107H98ZM105 108V107H104ZM103 108V109H104ZM111 108V107H109ZM114 108V107H113ZM133 108V107H132ZM181 108V107H180ZM179 108V109H180ZM183 108V107H182ZM193 108V107H192ZM1 109V108H0ZM11 109V108H10ZM18 109V108H17ZM15 109V111L17 110ZM57 109V108H56ZM63 109V108H62ZM67 109V108H66ZM65 109V111H66ZM101 109V108H100ZM98 109V110H100ZM117 109V108H115ZM178 109V110H179ZM184 109V108H183ZM13 110V109H12ZM20 110V109H19ZM26 110V109H25ZM29 110V109H27ZM31 110V108H30ZM33 110V109H32ZM36 110V109H35ZM51 110V108H50ZM55 110V109H54ZM60 110V108H59ZM108 110V109H107ZM110 110V109H109ZM140 110V109H138ZM175 110V109H174ZM188 110V109H187ZM4 111V110H3ZM10 111V110H9ZM8 111V112H9ZM37 111V110H36ZM74 111V110H73ZM92 111V109H91ZM89 111V113L91 112ZM94 111V109H93ZM97 111V109H96ZM102 111V110H101ZM115 111V110H114ZM117 111V110H116ZM137 111V110H136ZM180 111V110H179ZM184 111V110H183ZM5 112H6V109H5ZM14 111H11L10 113H6V114H11V115H15V113H13ZM20 112V111H19ZM24 112V111H23ZM21 112V113H23ZM26 112L28 113V111H25V114ZM30 112V111H29ZM35 112V111H34ZM51 112V111H50ZM70 112V111H69ZM99 112V111H98ZM124 112V111H123ZM154 112V111H153ZM167 112V111H166ZM165 112V113H166ZM178 112V111H177ZM186 113V111H184ZM189 112V111H188ZM17 113V112H16ZM38 113V112H37ZM49 113V112H48ZM61 113V111H60ZM66 113V112H64ZM68 113V112H67ZM88 113V112H86ZM88 113V114H89ZM97 113V112H96ZM95 113V114H96ZM103 113V112H102ZM127 113V112H126ZM36 114V112H35ZM35 114L31 116H35ZM41 114V113H40ZM51 114V113H50ZM72 114V112H71ZM70 114V115H71ZM125 114V113H124ZM132 114V113H131ZM211 114H212V111H211ZM5 115V114H4ZM13 115V116H14ZM28 115V114H26ZM25 115V116H26ZM48 115V114H47ZM91 115V114H90ZM94 115V114H93ZM104 115V114H103ZM106 115V114H105ZM119 115V114H118ZM121 115V113H120ZM130 115V114H129ZM165 115V114H164ZM163 115V116H164ZM169 115V114H168ZM181 115V114H180ZM19 116V115H18ZM21 116V115H20ZM24 116V117H25ZM30 115H28V117H31ZM39 116V115H37ZM64 116V114H63ZM96 116V115H95ZM98 116V115H97ZM107 116V115H106ZM110 116V115H109ZM131 116V115H130ZM177 116V115H176ZM191 116V115H190ZM10 116L8 115V118ZM22 117V116H21ZM55 117V115H54ZM84 117V115H83ZM91 116H89L88 118H90ZM135 117V116H134ZM7 118V119H8ZM52 118V117H51ZM58 118H60V116H58ZM62 120H61V123H59L58 121H48V120H44V126L48 128V131H49V137H50V141H51V145L50 143L48 144L49 147H43V146H40V147H32V148H29L28 150V155L26 157V160H25V164L28 165L30 163V161L32 160V158L36 155H39V156H44V155H48L51 151V149L53 148H56V147H60L62 146V143H61V140L65 139V138H68V139H71L72 141L75 139H73V136H71L69 134V131L65 130L64 128V125H62V121H63V117L61 116ZM70 118V117H69ZM92 118V117H91ZM99 118V117H98ZM97 118V119H98ZM101 118V117H100ZM132 118V116H131ZM150 118V117H149ZM175 118V117H173ZM172 118V119H173ZM178 118V117H177ZM183 118V117H181ZM186 118V117H185ZM193 118V117H192ZM6 119V118H5ZM3 119V121L5 120ZM10 119V118H9ZM28 119V118H27ZM34 119V118H33ZM43 119V118H42ZM49 119V118H48ZM54 119V118H53ZM83 119V118H82ZM86 119V118H85ZM107 119V118H106ZM135 119V118H134ZM146 119V118H145ZM152 119V118H151ZM154 119V118H153ZM156 119H158L156 117ZM160 119V118H159ZM187 119V118H186ZM12 120H15L14 118ZM25 120V119H24ZM31 120V118H30ZM29 120V121H30ZM36 120L38 119H35L34 121L36 122ZM41 120V118H40ZM38 120V121H40ZM52 120V119H51ZM60 120V119H59ZM73 120V119H72ZM84 120V119H83ZM90 120V119H89ZM88 120V121H89ZM99 120V119H98ZM98 120L96 122H98ZM175 120H179V119H175ZM184 120V119H183ZM195 120V119H194ZM11 121V120H10ZM9 121V122H10ZM19 122L21 120H18ZM16 121V122H18ZM26 121V120H25ZM28 121V120H27ZM32 121V120H31ZM33 121V122H34ZM37 121V122H38ZM66 121V120H65ZM69 121V120H68ZM76 123L78 122L77 120H75ZM74 121V122H75ZM87 121V122H88ZM143 121H145L143 119ZM155 121V120H154ZM170 121V119H169ZM15 122V123H16ZM24 122V121H23ZM21 122V123H23ZM31 122V123H33ZM36 122V123H37ZM70 122V121H69ZM68 122V123H69ZM80 122V121H79ZM162 122L163 119H162ZM174 122V121H173ZM176 122V121H175ZM174 122V123H175ZM190 122V120H189ZM192 122V121H191ZM1 123V122H0ZM12 123V122H11ZM30 123V122H29ZM35 123V124H36ZM72 123V121H71ZM86 123V122H85ZM116 125H117V121L114 122ZM137 123V122H135ZM134 123V124H135ZM139 123V122H138ZM38 124V123H37ZM36 124V125H37ZM42 124V123H40ZM101 124V123H99ZM153 124V123H152ZM160 124V123H159ZM162 124V123H161ZM4 125V124H3ZM18 125V124H17ZM15 125V127L17 126ZM22 125V124H21ZM34 125V123H33ZM35 125V126H36ZM85 125V124H84ZM89 125V124H88ZM91 125V124H90ZM124 125V124H123ZM132 125V124H131ZM191 127H195L194 124H190ZM13 126V125H12ZM38 126V125H37ZM67 126V125H66ZM69 126V125H68ZM72 126V125H71ZM77 126V125H76ZM79 126V125H78ZM82 126V124H81ZM95 126V125H94ZM93 126V127H94ZM97 126V125H96ZM95 126V127H96ZM102 126V125H101ZM149 126V125H148ZM163 126V124H162ZM8 127V126H7ZM21 126H19L20 128ZM29 127V126H28ZM27 127V128H28ZM40 127V126H39ZM75 127V126H74ZM86 127V126H85ZM92 127V125H91ZM111 127V126H110ZM168 127V126H167ZM175 127V126H174ZM173 127V128H174ZM185 127V126H184ZM187 127V126H186ZM190 127V126H189ZM188 127V128H189ZM193 127V128H194ZM18 128V129H19ZM26 128V127H25ZM30 128V127H29ZM44 128V127H43ZM42 128V129H43ZM69 128V127H68ZM77 128V127H76ZM83 128V127H82ZM116 128V127H114ZM118 128V127H117ZM172 128V127H171ZM176 128H179L176 127ZM2 129V128H1ZM0 129V130H1ZM16 129V130H18ZM87 129V128H86ZM130 129V128H129ZM134 129V127H133ZM137 129V128H136ZM148 129V127H147ZM165 129V127H164ZM175 129V128H174ZM173 129V130H174ZM21 130V128H20ZM34 130V129H33ZM37 130V129H36ZM35 130V131H36ZM45 130V129H44ZM70 130V129H69ZM72 130V128H71ZM78 130V129H77ZM84 130V129H82ZM81 130V131H82ZM102 130V129H101ZM139 130V129H138ZM137 130V131H138ZM151 130V129H150ZM148 130V131H150ZM179 130V129H178ZM198 130V129H197ZM4 131V130H3ZM22 131V130H21ZM20 131V132H21ZM85 131V130H84ZM113 131V130H112ZM110 131V132H112ZM116 131V129H115ZM144 131V130H143ZM166 131V130H165ZM169 131V130H168ZM176 131V129L174 130V132ZM2 132V130H1ZM41 132V131H40ZM44 132V131H43ZM114 132V131H113ZM142 132V131H141ZM145 132V131H144ZM151 132H154V131H151ZM193 132V131H192ZM15 133V132H14ZM19 133V132H18ZM45 133V132H44ZM118 133V132H117ZM132 133H134L132 131ZM146 133V132H145ZM145 133H142L145 134ZM150 133V132H149ZM159 133V132H158ZM196 133V132H195ZM201 133V134H202ZM24 134V133H23ZM46 134V135H48ZM79 134V133H78ZM112 134V133H111ZM140 134V132H139ZM150 134H153V133H150ZM157 134V132L155 133ZM170 134V133H169ZM2 135V134H1ZM0 135V136H1ZM45 135V136H46ZM74 135V134H73ZM84 135V134H82ZM117 135V134H115ZM147 135V134H145ZM171 135V134H170ZM200 135V134H199ZM19 136V135H18ZM24 136V135H23ZM138 135H136L137 137ZM140 137H142L141 135H139ZM150 136V135H148ZM195 136V135H194ZM3 137V135H2ZM48 137V136H47ZM113 137V136H112ZM111 137V138H112ZM196 137V136H195ZM20 138V137H19ZM85 139V141H89L90 142H101L103 141L105 138H107L106 136V132H104L103 130L101 132H98L96 131L95 129H91L90 131H85V137H83ZM110 138V137H108ZM110 138V139H111ZM131 138V137H130ZM145 138V137H144ZM149 138V137H147ZM147 138L145 139L147 141ZM170 138V137H169ZM193 138V137H192ZM200 138V137H199ZM202 138V137H201ZM114 139V138H113ZM115 139H118L116 138L115 136ZM138 139V138H137ZM196 139V138H195ZM45 140V139H44ZM81 140V139H80ZM83 140V139H82ZM81 140V141H82ZM109 140V139H108ZM112 140V139H111ZM132 140V139H131ZM129 140V142L131 141ZM136 139H134L135 141ZM144 140V139H143ZM151 140V139H149ZM165 140V139H163ZM170 140V139H169ZM201 140V141H202ZM18 141V140H17ZM21 141V140H20ZM40 141V140H39ZM43 141V140H42ZM49 141V142H50ZM118 141V140H116ZM139 141V140H138ZM156 141V140H155ZM47 142V141H46ZM76 142V141H75ZM112 142V141H111ZM137 142V141H136ZM140 142V141H139ZM24 144V140L22 142ZM33 144V142H31ZM40 143L41 145V142H38ZM45 143V142H44ZM43 143V144H44ZM124 143V141H123ZM127 143V142H126ZM143 143V142H142ZM190 143V142H189ZM27 144V142H26ZM83 144V142H82ZM109 144V143H108ZM121 144V143H120ZM130 144V143H129ZM137 144V143H136ZM141 144V143H140ZM216 144V142H215ZM11 145V144H10ZM38 145V144H37ZM90 145V144H89ZM122 145V144H121ZM128 145V144H127ZM199 145V144H198ZM203 145V146H204ZM22 146V145H21ZM101 146V145H100ZM114 146V145H113ZM120 146V145H119ZM193 146V145H192ZM205 146H204V149H205ZM10 147V146H8ZM13 147V146H12ZM11 147V148H12ZM16 147V146H15ZM53 147V148H51ZM97 147V146H96ZM99 147V146H98ZM102 147V146H101ZM118 147V146H117ZM158 147V146H157ZM20 148V147H19ZM100 148V147H99ZM116 148V147H115ZM130 148V147H129ZM163 148V147H162ZM201 148V147H200ZM214 148V147H213ZM256 149V148H259V151H254L253 149ZM9 149V148H8ZM14 149V148H13ZM12 149V150H13ZM66 149V148H65ZM98 149V148H97ZM104 149V148H102ZM160 149V148H159ZM168 149L172 152L171 153V159L172 158H175L177 161L180 162V169L183 170L185 172L186 175L190 174L189 176H191L192 172H197L199 175H200V178L202 179H207V170L205 168V164H203V157H201L200 155L202 154H199L197 152H194L192 150L189 149V145L187 142L183 141L182 139H178L176 140L174 143H171L170 145H168ZM194 149V148H193ZM17 150V149H16ZM25 150V149H22V151ZM50 150V151H49ZM88 150V149H87ZM87 150L85 152H87ZM100 150V149H99ZM110 150V149H108ZM107 150V151H108ZM116 150V149H114ZM166 150V149H165ZM197 150V149H196ZM19 151V150H18ZM57 151V150H56ZM65 151V150H64ZM218 151V150H217ZM17 152V151H16ZM99 152V151H98ZM102 152V151H101ZM105 153V151H103ZM115 152V151H114ZM118 152V151H117ZM148 152V150H147ZM3 153V152H2ZM1 153V155H2ZM8 153V152H7ZM23 153V152H22ZM61 153V152H60ZM64 153V152H63ZM62 153V154H63ZM70 153V152H69ZM120 153V152H119ZM118 153V154H119ZM11 154V153H10ZM13 154V153H12ZM16 154V153H15ZM15 154H13V157L15 156ZM17 154L19 155V152H17ZM27 154V153H26ZM53 154V153H52ZM71 154V153H70ZM84 154V153H83ZM103 154V153H102ZM101 154V155H102ZM116 154V153H115ZM123 154V153H122ZM143 154V152H142ZM206 154V153H205ZM210 154V155H211ZM223 154V153H222ZM5 154H3L2 156H4ZM46 155V156H47ZM84 155H87V154H84ZM90 155V154H89ZM95 155V154H94ZM104 155V154H103ZM138 155V154H137ZM211 155V156H212ZM215 155V154H214ZM220 155V154H219ZM218 155V156H219ZM7 156V155H6ZM21 156V154H20ZM19 156V157H20ZM63 156V155H62ZM61 156V158H62ZM72 156V155H71ZM96 156V155H95ZM122 156V155H121ZM144 156V155H143ZM1 157V156H0ZM11 157V155H10ZM102 157V156H101ZM123 157V156H122ZM207 157V156H206ZM9 158V157H8ZM64 158V157H63ZM73 158V157H72ZM71 158V159H72ZM81 158V157H80ZM100 158V157H99ZM169 158V155L167 154V151L166 152H161V153H158L155 157H153V159H150L148 160V162H145V163H142V162H139L137 164V169L140 173V178H139V183L146 189V191L148 192H151L153 193V196L154 198L153 199H148L146 198L144 200L145 202V205H146V208L148 209H151L153 210V212L157 213V214H160V215H168L169 217H172V219L174 220H177V221H181V225H180V230H181V236L184 240V243L185 245L191 249V250H194L195 252H197V255L199 258H206V255L205 253L202 251L201 249V244L202 243H205L207 242V238L206 236L202 233V231L200 230V226L198 227V225L194 222L192 216L190 214H186V213H182L180 211V207H179V204L178 205H175L174 202H175V199L172 195V193L170 192V190H168L167 188V184L164 180V177H163V173H161L163 171V168L166 166V163H167V159ZM211 158V157H210ZM3 159V158H2ZM16 159V158H15ZM47 159V158H46ZM212 159V158H211ZM210 159V160H211ZM11 160V158H10ZM35 160H37L35 158ZM75 160V159H74ZM209 160V159H208ZM220 160V159H219ZM4 161V160H3ZM78 161V160H77ZM90 161V160H89ZM69 162V161H67ZM80 162V161H78ZM111 163L112 167H116L118 169H121L122 171H126V167L123 165V159L120 157V156H117V155H111L110 154H106L104 156V159H101L99 161H96V162H93V164L91 165L92 168L96 169V171H99V168L105 163ZM208 163V161H206ZM71 163V162H70ZM171 163V162H170ZM7 164V163H6ZM69 164V163H68ZM85 164V163H84ZM212 164V163H210ZM108 165V164H107ZM148 165H150L152 167V170L154 169H158L160 170V175H149L150 173H148V169L150 168ZM225 165V164H224ZM248 165V166H249ZM21 166V165H20ZM89 166V165H88ZM110 166V165H108ZM169 166V165H168ZM208 166V165H207ZM212 166V165H211ZM215 166V165H214ZM217 166V165H216ZM34 167V166H33ZM149 167V168H148ZM234 167V166H233ZM15 168V167H14ZM42 168V167H41ZM40 168V169H41ZM109 168V167H108ZM107 168V169H108ZM174 168V167H173ZM211 168V167H210ZM218 168V167H217ZM224 168V167H223ZM19 169V168H18ZM69 169V168H68ZM102 169V168H101ZM113 169V168H112ZM151 169V168H150ZM171 169V168H170ZM208 169V168H207ZM214 169V168H213ZM212 169V170H213ZM241 169V168H240ZM30 170V169H29ZM73 170V169H72ZM103 170V169H102ZM110 170V168H109ZM117 170V169H116ZM172 170V169H171ZM46 171V170H45ZM69 170H67L68 172ZM107 171V170H106ZM111 171V170H110ZM165 171V170H164ZM214 171V170H213ZM218 171V170H217ZM216 171V172H217ZM225 171V170H224ZM241 171V170H240ZM240 171L239 174L241 173ZM34 172V171H33ZM32 172V173H33ZM60 172H63V171H60ZM80 172V171H79ZM119 172V171H118ZM167 172V171H166ZM194 172V173H195ZM219 172V171H218ZM55 173V172H54ZM75 173V172H74ZM115 173V172H114ZM174 173V172H172ZM211 173V172H210ZM243 173V172H242ZM25 174V173H24ZM35 174V173H34ZM39 174V173H38ZM70 174V173H68ZM76 174V173H75ZM78 174V173H77ZM76 174V176H78ZM86 174V172H85ZM98 174V173H97ZM113 174V173H112ZM212 174V173H211ZM224 175V173H222ZM238 174V175H239ZM246 174V173H245ZM7 176V174H5ZM19 175V174H18ZM23 175V174H22ZM72 175V174H70ZM74 175V174H73ZM89 175V174H88ZM108 175V174H107ZM172 175V174H170ZM168 175V176H170ZM219 175V174H218ZM237 175V176H238ZM242 175V174H241ZM40 176V175H39ZM87 176V175H86ZM112 176V175H111ZM184 176V175H183ZM234 176V175H233ZM103 177V176H102ZM101 177V178H102ZM134 177V176H133ZM245 177V176H244ZM250 177V178H251ZM21 178V177H20ZM19 178V179H20ZM32 178V177H30ZM46 178V176H45ZM55 178V177H54ZM70 178V176H69ZM73 178V177H72ZM71 178V179H72ZM75 178V177H74ZM100 178V179H101ZM214 178V177H213ZM218 178V177H217ZM40 179V178H39ZM70 179V180H71ZM76 179V178H75ZM89 179V178H88ZM107 179V177H106ZM105 179V180H106ZM117 179V178H116ZM171 179V178H169ZM195 179V178H194ZM197 179V178H196ZM216 179V178H215ZM222 179V178H221ZM224 179H225V176H224ZM223 179V180H224ZM6 180V178H5ZM25 180V179H24ZM31 180V179H30ZM77 180V179H76ZM99 180V177H94L93 179H91V183L92 184H96ZM110 180V179H108ZM108 180H106L108 182ZM114 180V179H113ZM183 180V179H182ZM18 181V180H17ZM21 181V180H20ZM37 181V180H36ZM67 181V180H66ZM79 181V180H78ZM85 181H86V177H85ZM102 181V180H101ZM117 183L118 181L115 180ZM122 180H119V182H121ZM174 181V180H173ZM209 181V180H208ZM217 181V180H216ZM238 181V179L236 180ZM39 181H37L38 183ZM60 182V181H59ZM87 182V181H86ZM85 182V183H86ZM111 182V181H110ZM109 182V183H110ZM169 182V181H167ZM171 182V181H170ZM181 182V181H180ZM194 182V181H193ZM219 182V181H218ZM223 182V181H222ZM54 183V181H53ZM58 183V182H57ZM84 183V182H83ZM126 183V182H125ZM134 183H136L134 181ZM174 183V182H173ZM199 183V182H198ZM241 183V182H240ZM240 183L239 182H234V187H233V193H234V197L238 200H243V199H246V198H253L250 193L248 191H245L241 186H240ZM88 184V183H87ZM86 184V185H87ZM114 184V183H112ZM119 184V183H118ZM122 184V183H121ZM194 184V183H193ZM224 184V182H223ZM229 184V183H228ZM79 185V184H78ZM82 185V183H81ZM98 185V184H97ZM104 185V184H103ZM136 185V184H134ZM175 185V184H173ZM225 185V184H224ZM179 186V185H178ZM222 186V185H221ZM259 186V185H258ZM257 186V188H259ZM111 187V186H110ZM180 187V186H179ZM188 187V186H187ZM197 187V186H196ZM200 187H203V186H200ZM224 187V186H223ZM131 188V187H130ZM190 188V187H189ZM213 188L215 189V187L213 186ZM225 188V187H224ZM223 188V190H224ZM249 188V187H248ZM251 188V187H250ZM255 188V187H254ZM139 189H142V188H139ZM138 189V190H139ZM171 189H173V187H171ZM178 189V188H177ZM191 189V188H190ZM193 189V188H192ZM219 189V188H218ZM226 189V188H225ZM260 189V188H259ZM258 189V190H259ZM263 189V188H262ZM54 190V189H53ZM52 190V191H53ZM109 190V189H108ZM107 190V192H108ZM161 190H163V192H161ZM201 190V189H200ZM254 190V189H253ZM45 191V190H44ZM56 191V190H55ZM114 191V190H113ZM144 191V190H143ZM174 191V190H173ZM177 191V190H176ZM179 191V190H178ZM190 191V190H188ZM197 191V190H196ZM225 191V190H224ZM252 191V190H250ZM255 191V190H254ZM64 192V190L62 191ZM61 192V193H62ZM133 192V191H132ZM141 192V191H140ZM184 191H182L183 193ZM216 192V191H215ZM226 192V191H225ZM258 192V191H257ZM42 193V192H41ZM60 193V194H61ZM80 193V192H79ZM87 193V192H86ZM104 193V192H103ZM124 193V192H123ZM181 193V191H180ZM179 193V194H180ZM181 193V194H182ZM186 193V192H185ZM194 193V192H192ZM224 193V192H223ZM102 194V193H101ZM108 194V193H107ZM111 194V193H110ZM131 194V193H130ZM174 194V192H173ZM40 195V193H39ZM54 195V194H53ZM99 195V194H98ZM106 196V194H104ZM122 195V194H121ZM187 195V193H186ZM222 195V194H221ZM228 195V194H227ZM256 195V194H255ZM258 195V194H257ZM84 196V195H83ZM104 196V197H105ZM193 196V195H192ZM217 196V194H216ZM53 197V196H52ZM101 197V196H100ZM177 197V196H176ZM190 197V195H189ZM188 197V198H189ZM226 197V196H225ZM261 197V196H260ZM54 198V197H53ZM85 198V197H84ZM195 198H196V208L198 211L201 212L202 216H205L206 218L208 219H211L210 222H214V219L217 218V212H218V209L216 208V205H215V196H214V190L212 188H206L205 190L203 191H199L198 193H195ZM220 198V197H219ZM227 198V197H226ZM258 198V197H257ZM41 199V198H40ZM43 199V198H42ZM78 199V198H77ZM97 199V197L95 196H90L89 197V200L90 201H95ZM218 199V198H217ZM216 199V200H217ZM46 200H49V197L46 198ZM249 200V199H248ZM42 201V200H41ZM40 201V202H41ZM44 201V200H43ZM130 201V200H129ZM186 201V199H185ZM184 201V202H185ZM190 201V200H189ZM192 201V200H191ZM218 201V200H217ZM252 201V200H251ZM262 201H263V198H262ZM187 202V201H186ZM228 202V201H227ZM261 202V200H260ZM54 203V202H53ZM97 203V202H96ZM129 203V202H128ZM143 203V202H142ZM188 203V202H187ZM191 203V202H190ZM224 203V202H223ZM247 203V202H246ZM249 203H253V202H249ZM47 204V203H46ZM83 204V203H82ZM219 204V202H218ZM227 204V203H225ZM84 205V204H83ZM95 205V204H94ZM127 205V204H126ZM187 205V204H185ZM242 205V203H241ZM17 206V204H16ZM64 206V205H63ZM106 206V205H105ZM119 206V204H118ZM194 206V205H193ZM231 206V205H230ZM252 206V205H251ZM51 207V206H49ZM85 207V205H84ZM93 207V206H92ZM128 207V206H127ZM225 207V206H224ZM253 207V206H252ZM250 207V208H252ZM259 209H261L263 212H264V205H258ZM15 208V207H14ZM20 208L17 206V209ZM45 208V207H44ZM48 208V207H47ZM124 208V207H122ZM189 208V207H188ZM192 208V207H191ZM220 208V207H219ZM223 208V207H222ZM229 208H232V207H229ZM16 209V208H15ZM27 209V208H26ZM64 209V208H63ZM71 209V208H70ZM74 209V208H73ZM92 209V208H91ZM244 209V208H242ZM253 209V208H252ZM101 210V209H100ZM147 210V209H146ZM145 210V211H146ZM237 210V209H236ZM19 211V210H18ZM47 211V210H46ZM91 211V210H89ZM141 211V210H140ZM139 211V212H140ZM192 211V210H191ZM233 211V209H232ZM17 212V211H16ZM20 212V211H19ZM77 212V211H76ZM82 212V211H81ZM190 212V211H189ZM194 212V211H193ZM234 212V211H233ZM236 212V211H235ZM247 212V211H246ZM255 212V211H254ZM253 212V213H254ZM8 213V212H6ZM52 213V212H51ZM195 213V212H194ZM222 213V212H221ZM224 213V212H223ZM12 214V213H11ZM17 214V213H16ZM20 214V213H19ZM23 214V213H21ZM46 214V213H45ZM96 214V213H95ZM142 214V213H141ZM231 214V213H230ZM234 214V213H233ZM18 215V214H17ZM27 215V214H26ZM48 215V214H47ZM80 215V214H79ZM134 215V214H133ZM223 215V214H222ZM255 215H258L255 214ZM21 216V215H20ZM24 216V214H23ZM46 216V215H45ZM72 216V215H71ZM94 216V215H93ZM97 216V215H96ZM130 216V215H128ZM198 216V215H196ZM249 216H252L251 214ZM17 217V216H16ZM22 217V216H21ZM27 217V216H26ZM77 217V216H76ZM132 217V216H131ZM229 217H231L229 215ZM236 217V216H235ZM18 218H20L18 216ZM82 218V217H81ZM115 218V217H114ZM127 218V217H126ZM149 218V216H148ZM203 218V217H201ZM253 218V217H252ZM26 219V218H24ZM23 219V220H24ZM29 219V218H27ZM85 219V218H84ZM124 219V218H123ZM132 219V218H131ZM151 219V218H150ZM238 219V218H237ZM236 219V220H237ZM21 220V219H20ZM94 220V218H93ZM128 220V219H127ZM156 220V219H155ZM160 220V219H159ZM172 220V222L174 221ZM199 220V219H198ZM197 222H200L198 221ZM263 218L259 217L256 222H259V223H264V221H262ZM29 221V220H27ZM34 221V220H33ZM55 221V220H54ZM57 221V220H56ZM110 221V220H109ZM131 221V220H130ZM145 221V220H144ZM226 221V219H225ZM234 221V220H233ZM26 221L24 220V223ZM122 222V221H121ZM202 222V221H201ZM250 222H252L250 220ZM29 223V222H28ZM26 223V224H28ZM32 223V222H31ZM107 223L110 224V222H108L107 220ZM125 223V222H124ZM228 223V222H227ZM230 223H231V220H230ZM238 223H239V220H238ZM254 223V222H252ZM25 224V227L27 226ZM30 224V223H29ZM28 224V225H29ZM64 224V223H63ZM153 224V223H152ZM229 224V223H228ZM234 224V223H233ZM16 225V224H15ZM65 225V224H64ZM236 225V223H235ZM252 225V224H251ZM8 226H11V225H8ZM20 226V225H19ZM30 226V225H29ZM48 226V225H47ZM98 226V224H97ZM129 226V225H128ZM172 226V225H171ZM232 226V225H231ZM239 226V225H238ZM21 227V226H20ZM28 227V226H27ZM39 227V226H38ZM110 227V226H109ZM124 227V226H123ZM174 227V225H173ZM234 227V226H233ZM246 227V226H245ZM251 227H254V226H251ZM4 228V227H3ZM36 229V227H34ZM46 228V227H45ZM44 228V229H45ZM90 228V227H88ZM135 228V226H134ZM155 228V227H154ZM22 229V227H21ZM38 229V228H37ZM43 229V230H44ZM150 229H151V225H150ZM162 229V228H161ZM171 229V228H170ZM211 229V228H210ZM236 229V228H235ZM155 230V229H154ZM160 230V229H159ZM208 230V229H207ZM214 230V229H213ZM254 230V229H253ZM16 231V230H15ZM98 231V230H97ZM174 231V230H173ZM177 231V230H176ZM210 231V230H209ZM241 231V230H240ZM249 231V230H248ZM14 232V231H13ZM19 232H21L19 230ZM92 232V231H91ZM99 232V231H98ZM102 232V231H101ZM110 232V231H109ZM15 233V232H14ZM17 233V232H16ZM172 233V232H171ZM220 233V232H219ZM240 233V232H239ZM238 233V234H239ZM17 234H20V233H17ZM39 234V233H37ZM140 234V233H139ZM173 234V233H172ZM171 234V235H172ZM175 234V233H174ZM193 234H197L198 237H199V241H195L194 240V237H193ZM241 234V233H240ZM256 234V233H255ZM262 234L264 235V229L262 231ZM87 235V234H86ZM103 235V234H102ZM108 235V234H107ZM110 235V234H109ZM227 235V234H226ZM242 235V234H241ZM248 234H246L247 236ZM23 236H25L23 234ZM49 236V235H48ZM71 236V234H70ZM74 236V235H73ZM84 236V235H83ZM112 236V235H111ZM115 236V235H114ZM165 236V235H164ZM220 236V235H219ZM224 236V233L223 235ZM245 236V235H244ZM249 236V235H248ZM247 236V237H248ZM65 237V236H64ZM80 237V236H79ZM117 237V236H115ZM172 237H174L172 235ZM241 237V236H240ZM40 238V237H39ZM57 238V237H55ZM76 238V237H75ZM125 238V237H124ZM122 238V239H124ZM154 238V237H153ZM225 238V237H224ZM249 238V237H248ZM37 239V238H36ZM35 239V240H36ZM87 239V238H86ZM101 239V238H100ZM132 239V238H131ZM130 239V240H131ZM158 239V238H157ZM180 239V237H179ZM219 239V238H218ZM230 239V238H229ZM242 239V237H241ZM247 239V238H246ZM253 239V238H252ZM251 239V240H252ZM25 240V239H24ZM53 240V238H52ZM98 240V239H97ZM120 240V239H119ZM118 240V241H119ZM173 240V239H172ZM172 240L170 242H172ZM182 240V239H181ZM226 240V239H225ZM250 240V241H251ZM87 241V240H86ZM129 241V240H128ZM222 241V240H221ZM244 241V239H243ZM246 241V240H245ZM249 241V240H248ZM49 242V241H48ZM57 242V241H56ZM88 242V241H87ZM134 244L136 246H141V240L140 238H135L133 240ZM175 242V240H174ZM177 242V241H176ZM182 242V241H180ZM230 242H232V244L234 245L235 248L238 247V243L234 240H231ZM229 242V243H230ZM239 242V241H238ZM247 242V241H246ZM54 243V242H53ZM66 243V242H65ZM98 243V242H97ZM102 243V242H101ZM216 243V242H215ZM227 243V242H226ZM242 243V241H241ZM248 243V242H247ZM251 243V242H250ZM48 244V243H47ZM62 244V243H61ZM85 244H87L85 242ZM103 244V243H102ZM223 244V243H222ZM255 244V243H254ZM24 245V244H23ZM28 245V244H27ZM89 245V244H88ZM91 245V243H90ZM101 245V244H100ZM124 245V244H123ZM147 245V244H146ZM104 246H106L104 244ZM109 246V245H108ZM129 246V244H128ZM173 246V244H172ZM176 246V244H175ZM260 246V245H259ZM21 247V246H20ZM37 247V246H35ZM34 247V248H35ZM82 247V246H81ZM80 247V248H81ZM151 247V246H150ZM148 246V249H147V255L149 256V263L150 264H158L159 261L163 258V256L165 255V249L163 248V246L161 244H158L157 245V254H158V257L157 258H153V256L151 255V248ZM214 247V246H213ZM250 247V246H249ZM261 247V246H260ZM79 248V249H80ZM84 248V247H83ZM104 248V247H103ZM107 248V247H106ZM116 248V247H115ZM155 248V247H154ZM218 248V247H217ZM227 248V247H226ZM230 248V247H229ZM19 249V248H18ZM27 249V248H26ZM77 249V248H76ZM89 249V248H88ZM91 249V248H90ZM129 249V248H128ZM132 249V248H131ZM215 249V248H214ZM31 250V249H30ZM87 250V249H86ZM102 250V249H101ZM182 250V249H181ZM188 250V249H187ZM231 250V249H230ZM79 251V250H78ZM84 251V250H83ZM90 251V250H89ZM93 251V250H92ZM99 251V250H98ZM108 251V249H107ZM133 251V249H132ZM154 251V249H153ZM11 252V251H10ZM18 252V251H17ZM22 252L24 253V251L22 250ZM193 252V251H192ZM215 252V251H214ZM256 252V251H255ZM9 253V252H8ZM21 253V251H20ZM27 253V252H26ZM87 253V252H85ZM102 253V252H101ZM114 253V252H113ZM118 253V252H117ZM128 253V252H127ZM135 253V252H134ZM133 253V254H134ZM251 253V252H250ZM14 254V253H13ZM30 254V253H29ZM33 254V252H32ZM90 254V253H88ZM94 254H97L95 253L94 251ZM99 254H100V251H99ZM155 254V253H154ZM153 254V255H154ZM217 254V253H216ZM237 254V253H236ZM247 254V253H246ZM9 255V254H8ZM25 255V254H24ZM73 255V254H72ZM81 255V254H80ZM84 255V254H82ZM120 255V253H119ZM177 255V254H176ZM69 256V255H68ZM67 256V257H68ZM89 256V255H88ZM138 256V255H137ZM136 256V258H137ZM140 256V255H139ZM208 256V255H207ZM218 256V255H217ZM14 257V255H13ZM18 257V256H17ZM20 257V256H19ZM18 257V258H19ZM23 257V255L21 256ZM32 257V256H31ZM53 257V256H52ZM66 257V258H67ZM94 257V256H92ZM117 257V255H116ZM121 257V256H120ZM126 257V256H125ZM180 257V256H179ZM178 257V258H179ZM182 257V256H181ZM257 257V256H256ZM261 257V256H260ZM9 258V256H8ZM95 258V257H94ZM111 258V257H110ZM122 258V257H121ZM134 258V256H133ZM175 258V257H174ZM183 258V257H182ZM222 258V257H221ZM241 258V257H239ZM6 259V258H5ZM12 259V258H11ZM14 259V258H13ZM17 259V258H16ZM35 259V258H34ZM86 259H87V256H86ZM97 259V257L95 258ZM118 259V258H117ZM165 259V258H164ZM172 259V258H171ZM180 259V258H179ZM188 259V257H187ZM28 260V258H27ZM98 260V259H97ZM139 260V259H138ZM174 260V259H173ZM226 259H224V262H225ZM242 260V258L240 259ZM4 261V260H3ZM6 261V260H5ZM11 261V260H10ZM13 261V260H12ZM29 261V260H28ZM33 261V260H32ZM58 261V260H57ZM64 261V260H63ZM96 261V260H95ZM100 261V260H99ZM102 261V260H101ZM109 261V260H108ZM120 261V260H119ZM122 261V260H121ZM165 261V260H164ZM227 261H230V260H227ZM7 262V261H6ZM5 262V263H6ZM15 262V261H14ZM56 262V261H55ZM54 262V263H55ZM67 262V261H66ZM111 262V261H110ZM132 262V261H131ZM178 262V261H177ZM231 262V261H230ZM246 262V261H245ZM259 262V261H258ZM8 263V262H7ZM12 263V262H11ZM68 263V262H67ZM108 263V262H107ZM137 263V262H136ZM202 263V262H201ZM240 263V262H239ZM31 264V263H30ZM97 264V263H96ZM135 264V263H134ZM167 264V263H165ZM176 264V263H175ZM179 264V263H178ZM213 264H224L223 262H221L220 260L219 261H216L214 262ZM226 264V263H225ZM243 264V263H242Z\"/></svg>",
  "mask_w": 264,
  "mask_h": 264
}]
</instances>
